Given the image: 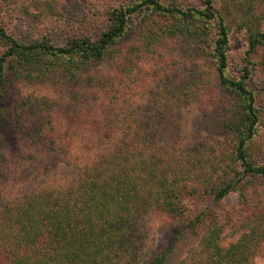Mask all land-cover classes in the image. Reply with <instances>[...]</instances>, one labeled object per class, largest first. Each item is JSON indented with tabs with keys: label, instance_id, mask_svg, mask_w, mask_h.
Wrapping results in <instances>:
<instances>
[{
	"label": "rangeland",
	"instance_id": "1",
	"mask_svg": "<svg viewBox=\"0 0 264 264\" xmlns=\"http://www.w3.org/2000/svg\"><path fill=\"white\" fill-rule=\"evenodd\" d=\"M130 1L138 0H0V26L25 43L97 38L109 26L110 9ZM236 1L243 2L245 11L253 8L264 16V0ZM215 3L219 8L227 3L233 13L227 12L228 74L239 77L245 66L252 68L248 85L256 93L262 119L248 152L253 162L264 165V61L259 55L249 57L247 33L233 20L243 9L236 14L232 0ZM177 4L200 8L203 0ZM165 28L162 20L154 22V15L145 21L135 17L110 57L81 69L68 71L61 62L7 67L0 83V202L69 183L95 157L97 146L109 144L107 132L133 135L137 130L144 161L153 155L152 160L171 166L172 175L186 170L190 183L205 190L190 194L187 218L174 219L162 210L145 215L146 259L168 252L165 264L190 262L216 221L224 225L223 245L246 230L249 216L264 223V177L246 174L242 191L222 199L206 192L234 176V167L243 174L234 155L237 135L226 125L235 94L222 86L210 46L171 37ZM4 51L0 47V57ZM148 130L156 136L149 137ZM253 259L264 264V241Z\"/></svg>",
	"mask_w": 264,
	"mask_h": 264
},
{
	"label": "trees",
	"instance_id": "2",
	"mask_svg": "<svg viewBox=\"0 0 264 264\" xmlns=\"http://www.w3.org/2000/svg\"><path fill=\"white\" fill-rule=\"evenodd\" d=\"M232 1L236 14L243 9L233 20L247 33L249 57L259 55L264 61V16H257L253 8L245 11L243 2ZM227 12L229 16L233 14L229 5L222 3L219 8L215 0H203L200 8L180 7L177 0L130 1L110 9L109 26L99 37L73 36L63 44L50 39L25 43L0 26V47H5L0 57V83L6 80L9 65L44 62L52 66L61 62L70 71L104 61L129 32L135 17L145 21L154 15V22L162 20L164 31L171 37L210 46L209 55L216 64L222 86L235 94L233 110L226 113V125L237 135L234 155L243 174L234 167V176L219 186L212 184L211 190L206 191L215 199H222L229 192L242 191L246 174L264 177V165L253 162L248 152L249 142L258 134L262 119L256 93L248 85L252 68L245 66L239 77L228 74ZM151 34L157 33L152 30ZM3 116L0 110V119ZM114 131L106 133L109 144L97 146L95 157L81 166L69 183L47 186L0 202V264H139L141 259H145L144 264H165L168 261V252L152 259L144 257L145 215L162 210L174 219L187 218L190 194L205 190L190 183L186 170L172 175L168 171L171 166L152 160L153 155L144 161L139 131L133 135ZM148 131L149 137L156 136ZM146 169L148 172L143 173ZM202 217L203 213L197 219ZM245 225L246 230L234 242L223 245L224 225L219 221L210 224L201 239L200 253L182 264H255L253 256L264 241V223L259 217L249 216ZM181 232L182 229L178 233Z\"/></svg>",
	"mask_w": 264,
	"mask_h": 264
}]
</instances>
